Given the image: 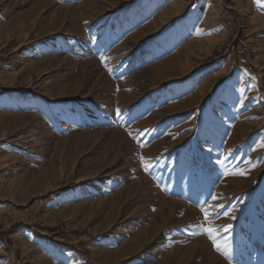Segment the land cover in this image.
<instances>
[{"label": "rangeland", "instance_id": "rangeland-1", "mask_svg": "<svg viewBox=\"0 0 264 264\" xmlns=\"http://www.w3.org/2000/svg\"><path fill=\"white\" fill-rule=\"evenodd\" d=\"M0 264H264V0H0Z\"/></svg>", "mask_w": 264, "mask_h": 264}, {"label": "snow or ice", "instance_id": "snow-or-ice-1", "mask_svg": "<svg viewBox=\"0 0 264 264\" xmlns=\"http://www.w3.org/2000/svg\"><path fill=\"white\" fill-rule=\"evenodd\" d=\"M145 166L147 167V165ZM201 211L204 213L205 221L209 222L211 220L209 212L205 209H201ZM204 231L207 234L208 238L212 241L213 245L216 246L217 250H220V246L216 244V233L218 232V229H216L214 226H209V227H205Z\"/></svg>", "mask_w": 264, "mask_h": 264}]
</instances>
